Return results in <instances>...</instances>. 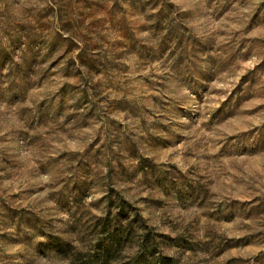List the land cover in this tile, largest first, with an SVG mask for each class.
<instances>
[{"label": "rangeland", "instance_id": "rangeland-1", "mask_svg": "<svg viewBox=\"0 0 264 264\" xmlns=\"http://www.w3.org/2000/svg\"><path fill=\"white\" fill-rule=\"evenodd\" d=\"M110 193L165 236L120 264H264V0H0V264L91 256Z\"/></svg>", "mask_w": 264, "mask_h": 264}, {"label": "trees", "instance_id": "trees-1", "mask_svg": "<svg viewBox=\"0 0 264 264\" xmlns=\"http://www.w3.org/2000/svg\"><path fill=\"white\" fill-rule=\"evenodd\" d=\"M127 1H136V0H127ZM158 22L160 20H157ZM83 66L88 67V64L85 61H81ZM107 170L105 174L106 181L109 182V187L112 192H114V186L112 185L114 182V178L117 177V171H115L113 163L111 160H108ZM119 176V175H118ZM118 178V177H117ZM95 180V179H94ZM107 203L106 208L104 209L101 215L96 216L91 223L85 224V228L80 230L78 235L82 238L85 235L90 240L96 241L94 253L90 256L88 255L89 250L84 246L87 244L84 240L82 241V247H78L77 245H73L71 242L66 241L63 245L64 253L68 256L71 264H120L121 262L118 260V254L121 253L119 251L122 248L123 243L130 239L133 234L143 235L140 239L139 247L142 248L143 251H147V253L151 256L155 255L156 248L159 244L164 242V235H160L158 242H155L154 238H149V227L148 224L140 214H135L133 218L128 217L127 214V206L126 200L121 197H114L111 193L106 196ZM115 210V212H114ZM118 211V212H117ZM117 212V213H116ZM120 216H124V218H120ZM19 222H22L23 226L32 230L37 227L36 222H32V218L30 216L22 219L18 218ZM18 222V221H17ZM80 226H83V222L80 223ZM39 228V227H37ZM46 236L51 237L48 233H44ZM102 234H108L109 238L101 241L99 236H103ZM127 264H143L137 255H133L129 257Z\"/></svg>", "mask_w": 264, "mask_h": 264}]
</instances>
